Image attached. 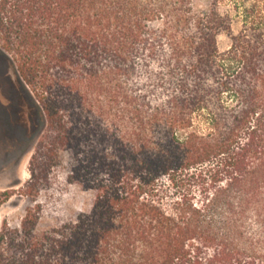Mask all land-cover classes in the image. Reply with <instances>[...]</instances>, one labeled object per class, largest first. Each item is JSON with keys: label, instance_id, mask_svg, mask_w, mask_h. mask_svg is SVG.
Here are the masks:
<instances>
[{"label": "trees", "instance_id": "1", "mask_svg": "<svg viewBox=\"0 0 264 264\" xmlns=\"http://www.w3.org/2000/svg\"><path fill=\"white\" fill-rule=\"evenodd\" d=\"M195 1L0 0L45 122L0 264H264V0ZM57 186L89 202L41 228Z\"/></svg>", "mask_w": 264, "mask_h": 264}, {"label": "rangeland", "instance_id": "2", "mask_svg": "<svg viewBox=\"0 0 264 264\" xmlns=\"http://www.w3.org/2000/svg\"><path fill=\"white\" fill-rule=\"evenodd\" d=\"M208 4L207 0L195 1L198 9ZM232 8V3L222 7L223 10ZM44 125L43 112L37 102L19 80L12 65L0 54V192H15L12 198L0 205V226L5 218L17 226L24 214L29 199L19 192L30 178V159L40 141ZM55 188L54 193L42 198L46 203V211L41 228H49L64 221L73 209L85 207L89 202V195L77 187L71 186L64 190L62 186ZM186 188L198 191L194 183L192 186L187 182L181 183L168 190L167 198L171 200L181 196Z\"/></svg>", "mask_w": 264, "mask_h": 264}]
</instances>
